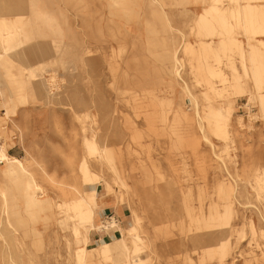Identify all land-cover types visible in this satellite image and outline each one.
<instances>
[{
    "label": "rangeland",
    "instance_id": "rangeland-1",
    "mask_svg": "<svg viewBox=\"0 0 264 264\" xmlns=\"http://www.w3.org/2000/svg\"><path fill=\"white\" fill-rule=\"evenodd\" d=\"M88 2L0 0V17L16 19L17 15H22L29 20L31 40L25 48L17 51L26 50L27 57L26 60L14 58L13 72L18 75L22 68H31L41 80L53 78V93L58 98L47 105L44 101L34 103L31 94L25 104L17 103L15 98V115L7 114L11 109H5L0 101V145L8 140L11 146L9 154L24 162L44 189L43 197L56 204L70 199L63 193L71 191L73 184L81 183L78 162L88 156L83 137L84 134L90 137L93 130L99 145L104 144L115 152L116 167L129 189L126 191L121 183L114 182V171L105 161L88 157L91 170L107 178L114 188L101 199L103 215L98 217L96 225L102 217L112 214L119 219L123 231L135 212L141 219L140 234L146 243L141 258L147 259L150 264H217L216 259L207 257L208 251L216 249V241L204 236V231L191 222L183 208V193L191 192L189 202L195 213L198 214L201 209L207 213L210 205L219 201L217 185L220 182L231 183L235 187V220L230 236L232 256L229 264H246L251 260L246 254L250 243L258 259L250 264H264V238L260 234L264 230V190H259L254 173L255 168L258 174L264 172V110L255 96L252 81H248L247 96L231 95L217 99L220 105L232 102L235 112L233 133L227 142V149L226 143L210 136L217 154L228 164L232 174L230 178L219 161L213 158L212 151L199 133L195 131L200 139L195 154L187 144L193 132L190 124H177L174 120L180 106L184 114L191 116L194 107L184 86L171 82L163 48L156 45V40L164 34L163 28L157 26L158 16L152 15L157 35L151 36L146 63L140 71L132 63L138 47L136 38L123 31L112 37L108 30L104 31V41L98 43L95 49V54H102L104 58L102 74L98 79L90 72L84 53L87 47L84 32L88 22ZM230 3V0L221 1L223 6L232 5ZM188 23V31L183 32L186 39L192 42L199 40ZM171 35L175 37L174 33ZM123 46L125 53L122 55ZM31 47L37 50L36 55L34 49L29 50ZM183 59V78L189 90L198 97L207 86L197 82L199 77L191 72L188 57ZM235 60L240 68L239 60ZM226 63L220 64L219 68L229 79L231 70ZM213 64L218 67L216 62L213 61ZM145 80L149 81V86L139 87L138 84ZM4 82V77H0V88L9 96ZM214 83L219 89L224 88L220 79H215ZM182 96L184 100L181 103ZM155 98L172 103L159 105ZM245 104L249 106L245 107ZM199 109L204 115L206 103L201 99ZM87 114L90 116L88 119L85 118ZM129 124L141 132L139 141L133 140ZM83 126L87 128L85 133ZM179 137L183 144L179 143ZM27 149H30V155L26 153ZM70 158L74 160L73 166L69 164ZM43 171L56 183H51ZM103 189L102 186L98 189L100 196ZM200 190L204 195L201 200ZM150 193L156 195L152 203L146 197ZM2 203L0 198V210ZM23 216L24 224H13L18 230L16 247L12 246L6 228L2 230L9 245L0 237V264H76L72 223L60 224L65 218L63 214L54 207L52 213H41L36 222ZM250 222L257 229L254 237L250 233ZM34 228L40 235L33 233ZM240 231H244L243 237ZM120 234L111 235L117 238ZM111 235L103 237L96 230L92 231L89 247L98 245L102 238L112 240Z\"/></svg>",
    "mask_w": 264,
    "mask_h": 264
},
{
    "label": "bare ground",
    "instance_id": "bare-ground-1",
    "mask_svg": "<svg viewBox=\"0 0 264 264\" xmlns=\"http://www.w3.org/2000/svg\"><path fill=\"white\" fill-rule=\"evenodd\" d=\"M199 1L207 6L193 20L190 30L199 37V40L192 42L188 41L186 35L179 31L172 18L164 10L168 0H89L88 22L84 32L87 47L84 53L87 55L86 61L90 72L99 79L102 74L101 67L104 58L102 54L99 56L95 54L96 46L104 41V31L108 30L112 37L123 31L134 36L138 42L132 63L134 67L137 66L135 69L140 71L143 68L142 65L146 63L145 55L149 53L151 36L157 35L158 29H154L152 24V15L156 14L158 16L157 26L162 27L164 31L163 37H159L160 40L155 38L156 45L163 48L164 60L168 65L171 82L184 86L187 97L194 107V114L191 116L184 114L180 106L174 120L177 121V124L182 122L190 124L193 132L187 144L193 152L196 154L199 148L200 139L195 134L197 131L202 141L212 151L213 158L219 161L222 170L231 178L232 174L228 164L217 154L216 145L210 136L226 143L225 148L227 149V142L233 133L234 106L232 102L220 105L217 99L231 95L247 96L249 93L248 81H252L256 89L255 96L261 109L264 110V0H230L232 5L228 6L221 5L222 0ZM188 2V0H180L178 4L185 6ZM173 6L175 5L173 4ZM97 8L102 12H99ZM104 21H106L105 24ZM28 25L29 20L24 19L22 15H17L16 19L0 17V48H2V52L0 51V77H4L5 86L9 91V96H7L6 92L0 88V101L5 109H11L10 113L9 110L7 111L9 115L16 113L15 98L20 104L28 103L29 94L32 95L34 103L44 101L47 105L58 100L53 93L55 88L53 78L41 80L35 70H31V68H22L18 75L13 72L16 63L14 58L20 57L22 60H26L27 57L26 50L21 53H17V51L20 48H25L31 40ZM59 30L63 31L61 28ZM171 32L175 37L171 35ZM215 37L217 38L214 39ZM33 49L29 48V50ZM121 52L122 55L125 53L124 46ZM34 54H37L35 49ZM184 56L188 57L191 72L199 77L197 82L207 86L206 91L198 97L189 90L188 84L183 78ZM236 58L239 60L240 68L235 63ZM213 61L217 63L218 67H215ZM225 61L231 70L229 79L222 68H219V65ZM93 62L100 63V65L97 66ZM215 79H220L224 88L216 87ZM146 85L149 86V81L145 80L138 84L139 87ZM150 94L154 95L153 92ZM156 99L155 101L159 105L165 103L171 105L172 103ZM199 99L206 103L204 115H201L199 109ZM183 100L184 96L181 97V103ZM90 105L93 104L90 103ZM85 118L88 119L90 116L87 114ZM193 121L194 123H192ZM238 121L241 125V119ZM149 124L152 126V123ZM129 128L132 131L133 140L139 141L141 132L132 124H129ZM173 130L175 131V129ZM82 131L85 133L87 128L83 126ZM91 134L90 137L85 134L83 137V144L88 156L82 157L78 162L81 183L73 184L69 192H62L64 197L70 199L56 204H53L48 197H43L44 189L38 184L35 175L26 168L24 162L9 154L11 146L7 142L8 140L5 139L6 142L1 143L0 198L3 203L0 213L3 216L0 215V237L4 243L8 244L7 236L2 231L3 228H6L12 246L16 247L18 230L13 224L19 226L24 224L23 214L36 222L41 213H52L55 207L65 217L60 221V224L72 223L76 264H150V261L141 258L146 243L140 234L141 219L135 212H133L126 229L122 231L121 225H117L122 235L120 234L117 238L111 235L112 240L102 238L98 245L89 247L91 232L97 230L96 221L103 211L101 199L114 188L107 178L91 170L88 157H96L110 165L115 174L114 182L121 183L123 189L129 190L124 177L116 167L115 152L104 144L100 146L98 136L93 130ZM179 139V143L183 144L181 137ZM29 150H26L27 154ZM69 164L73 166L72 158L69 159ZM257 172L258 169L255 168V182L259 190L262 191L264 190V172L261 174ZM43 173L51 183H56L46 171ZM100 186L104 188L101 196L98 191ZM234 192L233 184L220 182L216 187L219 201L211 204L207 213L201 209L198 214L195 213L194 207L189 202L191 192L183 193V208L191 222L197 225V229L204 231V236L216 241V249L208 251L207 257L216 259L217 264H229L232 256L230 236L233 233L231 230L235 220ZM203 196V191L200 190L199 199L201 200ZM146 197L151 200V203L156 199V195L153 193ZM249 228L254 237L257 234V229L253 222L249 223ZM33 233L40 235V232L35 228ZM239 233L243 237L244 231ZM260 234L264 238V230H261ZM68 245L71 247V244ZM248 248L249 251L246 254L250 256L251 260L246 264L258 260L252 243L248 245ZM230 264H234V262Z\"/></svg>",
    "mask_w": 264,
    "mask_h": 264
},
{
    "label": "crops",
    "instance_id": "crops-1",
    "mask_svg": "<svg viewBox=\"0 0 264 264\" xmlns=\"http://www.w3.org/2000/svg\"><path fill=\"white\" fill-rule=\"evenodd\" d=\"M189 2L185 6H181L180 0H168V4L172 5L171 7H167L164 10L167 12L168 16H170L174 22V25L177 26L179 31L187 32L186 24L188 23L191 27L193 24V20L196 15H199L203 12V8L207 6V4H203L198 0H188ZM178 4L177 6H173V4ZM156 15V14H154ZM183 16H187L188 18H182ZM188 22H185L187 21ZM106 213V212H105Z\"/></svg>",
    "mask_w": 264,
    "mask_h": 264
},
{
    "label": "built area",
    "instance_id": "built-area-1",
    "mask_svg": "<svg viewBox=\"0 0 264 264\" xmlns=\"http://www.w3.org/2000/svg\"><path fill=\"white\" fill-rule=\"evenodd\" d=\"M248 106L245 104V107ZM2 165V163H0ZM116 224V225H115ZM97 230L96 233H99L104 236H110L111 234L116 235L117 233L120 234V231L117 227V225H120V221L116 216L112 214L105 215L102 217V220L97 224ZM113 235V236H114Z\"/></svg>",
    "mask_w": 264,
    "mask_h": 264
}]
</instances>
